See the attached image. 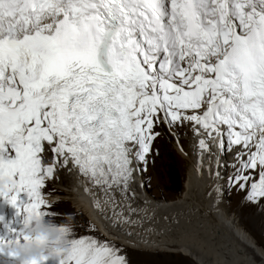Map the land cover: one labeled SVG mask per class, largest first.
Segmentation results:
<instances>
[{"label":"snow or ice","instance_id":"1","mask_svg":"<svg viewBox=\"0 0 264 264\" xmlns=\"http://www.w3.org/2000/svg\"><path fill=\"white\" fill-rule=\"evenodd\" d=\"M161 124L177 143L192 125L201 152L216 136L223 156L239 147L240 166L215 178L232 168L226 184L264 202V0H0V197L18 214L55 218L42 190L70 162L89 191L127 198ZM5 226L0 251L27 239ZM61 230L57 264H128Z\"/></svg>","mask_w":264,"mask_h":264},{"label":"bare ground","instance_id":"2","mask_svg":"<svg viewBox=\"0 0 264 264\" xmlns=\"http://www.w3.org/2000/svg\"><path fill=\"white\" fill-rule=\"evenodd\" d=\"M185 131L192 134L188 150L181 137ZM180 132L179 143L175 147L190 166L184 192L176 201L164 202L154 198L139 171L134 174L131 184L134 198L131 192L126 198L118 191L105 193L95 187L89 191L90 181L71 162L66 167L58 165L51 180L62 182L64 174L70 175L73 188L67 192L78 209L104 234L122 244L141 249H174L191 256L197 264H264V252L240 229L237 217L226 203L228 185L223 175L226 169L221 166L222 178H215L218 163L222 165L225 160L233 163L234 160L236 164L239 161L235 155L241 149L233 147L228 157L223 156L219 148L220 137L207 139L205 136L211 154L209 151L201 152L198 146L201 136L193 134L192 125H186ZM45 159L51 162L50 152ZM142 181L144 186H141ZM216 185L220 186L219 191ZM65 195L60 199L66 201L68 197ZM121 211L138 223H117L114 213Z\"/></svg>","mask_w":264,"mask_h":264},{"label":"rangeland","instance_id":"3","mask_svg":"<svg viewBox=\"0 0 264 264\" xmlns=\"http://www.w3.org/2000/svg\"><path fill=\"white\" fill-rule=\"evenodd\" d=\"M157 131H160L162 135L153 144L154 152L149 158L147 172L143 173L142 176L148 191L154 198L159 201L172 202L180 198L184 192L190 162L175 147L177 139L174 134L170 133L163 124L157 128ZM181 137L185 141V147L188 150L191 142L189 140L192 137L191 132L185 131ZM157 150L158 155L155 154ZM229 163L234 164L237 168L240 166V162L235 164L234 160L233 163L231 161ZM224 169H226L224 170V177L232 172V168ZM69 177L70 175L67 173L64 174L62 182L48 179L49 181H46L42 191L46 200L52 205L50 211L56 213L54 219L58 223L65 222V220L70 222L76 238L88 236L99 241H107L121 250L120 254L127 258L128 264H197L191 256L174 249L135 248L122 244L108 234H104L88 219L82 210L78 209L72 197H69L70 193L67 190L72 191L73 188V183ZM178 189H180V192H178ZM225 192L226 203L231 212L237 217L240 229L264 252V202L252 203L246 201V192L238 191L231 185H228ZM64 194H66L65 198L68 197L66 201L60 199V196ZM23 219L24 214H18L17 212L14 229L19 231L22 228Z\"/></svg>","mask_w":264,"mask_h":264},{"label":"clouds","instance_id":"4","mask_svg":"<svg viewBox=\"0 0 264 264\" xmlns=\"http://www.w3.org/2000/svg\"><path fill=\"white\" fill-rule=\"evenodd\" d=\"M71 227L70 222L58 223L54 218L28 214L24 216L22 231L27 239L13 240L5 250L19 259V264H43L44 258L66 249L67 237L61 230Z\"/></svg>","mask_w":264,"mask_h":264},{"label":"trees","instance_id":"5","mask_svg":"<svg viewBox=\"0 0 264 264\" xmlns=\"http://www.w3.org/2000/svg\"><path fill=\"white\" fill-rule=\"evenodd\" d=\"M178 192H180V189H178Z\"/></svg>","mask_w":264,"mask_h":264}]
</instances>
